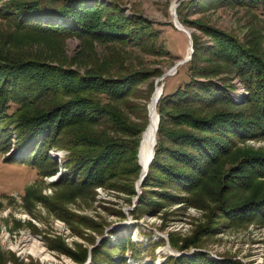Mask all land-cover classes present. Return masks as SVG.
Returning a JSON list of instances; mask_svg holds the SVG:
<instances>
[{"label": "trees", "instance_id": "trees-1", "mask_svg": "<svg viewBox=\"0 0 264 264\" xmlns=\"http://www.w3.org/2000/svg\"><path fill=\"white\" fill-rule=\"evenodd\" d=\"M204 3L244 7L264 17V0H188L179 4L178 20L187 27L201 28L214 41L200 42L191 33L193 52L185 63L188 81L171 94L162 92L158 100L155 153L131 213L138 218L143 208L159 205L148 193L176 201L185 198L167 193L166 183L194 192L217 179L208 232L217 215H224L230 224L264 217V191L235 196L245 191L241 187L251 178L264 182V152L239 147L249 138L264 137V35L258 32L256 41H250V36L243 45L228 32L187 20L189 9ZM1 18L19 33L16 44L21 38H30L42 51L19 49V45L13 52L0 51V151L8 153L5 156L10 162L44 168L46 175H53L58 165L48 151L64 148L68 169L56 181L59 184L91 192L96 186L118 187L116 183L125 178L131 182L123 191L135 195L133 182L141 170L137 152L146 127L144 121L131 120L130 114L136 116L140 108L145 112L150 99L146 103L136 100L147 99L162 71L127 68L108 55L100 60L90 41L132 44L149 54L169 56V51L157 45L153 22L137 13L126 15L114 0L109 4L102 0H0ZM72 36L81 41V48L67 58L64 40ZM54 61L60 63L54 65ZM73 64L76 67L71 68ZM223 74L238 76L247 89L241 102L229 94L227 88L233 84L226 87L211 78ZM150 77L156 78L148 81ZM145 81L148 93L143 95ZM236 147L237 156L222 167L224 155ZM154 185L161 189L150 191ZM92 230L102 234L101 225ZM168 240L178 251L202 247L198 235L179 238L169 232ZM111 241L102 238L91 249V264H102L114 254L123 257L126 251L139 254L140 244L129 235L119 236L114 244ZM64 246L60 245L61 251L75 262L86 261V247L73 251ZM205 256L198 251L190 256L182 253L166 257L161 264H242Z\"/></svg>", "mask_w": 264, "mask_h": 264}, {"label": "rangeland", "instance_id": "rangeland-1", "mask_svg": "<svg viewBox=\"0 0 264 264\" xmlns=\"http://www.w3.org/2000/svg\"><path fill=\"white\" fill-rule=\"evenodd\" d=\"M102 1L107 4L111 2V0ZM114 1L119 3L126 15L137 13L151 20L158 34L157 45L161 44L170 55L149 54L132 44L119 42L103 44L97 40H91L93 52L100 60L108 55L112 59H118V62L123 63V66L127 68L137 70L144 68L147 71L159 69L163 73L187 55L189 38L187 34L174 26L170 8L176 4L177 9L181 2L188 0ZM203 5L191 7L186 16L187 20L228 32L243 45L250 36L252 37L250 41H256L258 32L264 35V17L248 8L229 5L210 6L209 4L205 6V3ZM185 27L191 33L194 32L200 42L212 43L213 38L201 28ZM18 36L19 33L12 29L9 22L1 18L0 51L5 49L16 51L17 45L19 49L31 48V50L42 51L39 48L40 44H32L30 38L24 40L21 38L19 44H16L15 38ZM80 48L81 41L78 38L72 36L64 40L63 49L67 58L74 57ZM57 62L54 61L52 64L60 63ZM185 63L179 65L175 73L163 80L162 92L171 94L188 81ZM83 66L84 64L77 65L82 71L85 69ZM74 67H76L75 64L71 66V68ZM154 78L156 77H150L148 81ZM211 78L217 84H224L226 87L229 83L233 84L232 88L227 89L237 103L241 102L248 93L236 75H214ZM158 84L161 82H158L156 86L154 82V87L147 99L140 98L136 101L146 103L151 99L152 92ZM141 87L144 91L143 95L148 93L146 81L141 84ZM147 107L145 112L140 108L138 114L135 113L137 117L130 114V119L137 123L145 122L146 127ZM245 146L264 152V137L249 138L239 145V147ZM238 148H232L224 155L223 160L220 161L222 167L237 156ZM67 154L68 151L64 148L50 149L48 156L57 162L58 166L55 174L46 175L44 168L37 169L30 165L10 162L6 158L8 153L4 154L0 151V264H78L61 251L60 245H65L64 247L73 251L86 247L88 257L83 264H91V249L99 244L102 238L110 239L111 244H114L116 238L126 235L140 244L137 247L138 255L132 256L129 251L123 254L126 264H161L168 256H180L179 253L190 256L194 251L204 253L209 260L230 259L240 261L242 264H264V217L230 224L226 223L224 215H217L213 218L214 225L207 232L208 223L213 216L211 211H214L210 210L214 207L212 198L219 186L217 179L207 181L202 188L194 189V192L177 188L174 183H166L164 187L167 193L185 198H178L180 200L176 201L174 198H160L155 193H148L155 201H158L159 205L156 208H143L142 215L134 218L131 212L139 201L142 187L140 185V192H138L136 189L138 178L133 182L135 189L133 196L125 192L128 183L131 182L130 179L125 178L116 183L118 187L96 186L91 192L75 190L56 182L68 169L65 166L68 160ZM17 155L18 151L15 152V156ZM159 174L162 175V173ZM258 180L251 178L248 184L241 187L245 191L235 196L252 195L264 191V182L259 184ZM152 189L159 191L161 188L154 185L149 187L150 191ZM97 225L102 226V234L92 230ZM169 232H173L174 236L179 238H191L198 235L202 247L188 251L175 250L169 244ZM34 240L38 242L34 243ZM92 241L94 244H91ZM38 247L44 251L41 255H35L31 251V248ZM102 247L108 249V246ZM121 256L120 253L114 254L110 260V257H106L107 260L102 264H123ZM88 259H90L89 262Z\"/></svg>", "mask_w": 264, "mask_h": 264}, {"label": "bare ground", "instance_id": "bare-ground-1", "mask_svg": "<svg viewBox=\"0 0 264 264\" xmlns=\"http://www.w3.org/2000/svg\"><path fill=\"white\" fill-rule=\"evenodd\" d=\"M177 29L181 30L182 32L186 34L184 29L180 27L179 25H177ZM189 52H190V49H188L187 55L189 54ZM175 70L173 69L171 74H173ZM158 82H162V81H158ZM162 91L163 89L161 87V84H158L155 91L153 92V95L150 101L148 102V107H147L148 122H147L145 130L142 133L141 145H140L139 152H138L139 153V163H140L141 170L143 173L148 168L149 161L151 158V152H152L151 150L152 148H154V142L156 138V129H157V114H158L156 106H157V103L160 97V93ZM37 242H38L37 240L36 241L34 240V243H37ZM31 251L35 255H41L44 252L43 249H41L40 247H38L37 249L31 248Z\"/></svg>", "mask_w": 264, "mask_h": 264}, {"label": "water", "instance_id": "water-1", "mask_svg": "<svg viewBox=\"0 0 264 264\" xmlns=\"http://www.w3.org/2000/svg\"><path fill=\"white\" fill-rule=\"evenodd\" d=\"M170 14H171V17H172V22L174 24V26L177 28V25H179L180 27H182L184 29V31L186 32L188 38H189V49H190V52L188 55H186L185 57H183L182 59L178 60L172 68H170L169 70H167L166 72H163L159 77L156 78L155 80V86L156 84L158 83V81H162L161 82V87L163 89V80L169 76L171 73H172V70L176 69L177 66L187 62L188 60H190L191 58V54L193 52V48H192V39H191V31L189 29H187L183 24H181V22L178 20L177 18V14H176V4H174V6H171L170 8ZM176 71V70H175ZM175 71L173 73H175ZM153 93V92H152ZM162 95V92L160 93V96ZM160 98V97H159ZM158 123H159V114H157V127H158ZM144 131V130H143ZM142 131V133H143ZM157 131V129H156ZM141 133V135H142ZM156 144V138H155V142H154V146ZM140 145H141V136H140V141H139V146H138V152H139V148H140ZM151 158H150V161H149V164L151 162V160L153 159L154 157V153H155V150L154 148H152L151 150ZM137 157H138V164L140 165L139 163V153H137ZM149 167V165H148ZM147 171H148V168L145 170V172L143 173L142 170H140V173H139V176H138V179L136 181V189L138 192H140V185H141V182L142 180L144 179L145 175L147 174ZM179 255H181V253H179ZM90 259H88V262H89Z\"/></svg>", "mask_w": 264, "mask_h": 264}]
</instances>
